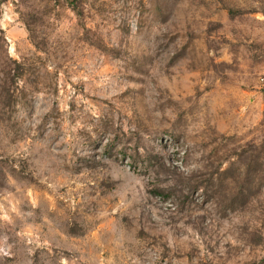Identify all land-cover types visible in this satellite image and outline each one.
<instances>
[{
  "label": "rangeland",
  "instance_id": "obj_1",
  "mask_svg": "<svg viewBox=\"0 0 264 264\" xmlns=\"http://www.w3.org/2000/svg\"><path fill=\"white\" fill-rule=\"evenodd\" d=\"M264 0H0V264H264Z\"/></svg>",
  "mask_w": 264,
  "mask_h": 264
},
{
  "label": "built area",
  "instance_id": "obj_2",
  "mask_svg": "<svg viewBox=\"0 0 264 264\" xmlns=\"http://www.w3.org/2000/svg\"><path fill=\"white\" fill-rule=\"evenodd\" d=\"M260 83L264 86V78L260 79Z\"/></svg>",
  "mask_w": 264,
  "mask_h": 264
}]
</instances>
